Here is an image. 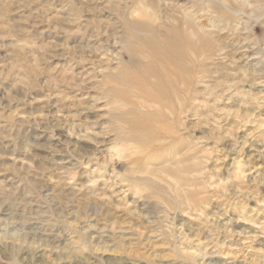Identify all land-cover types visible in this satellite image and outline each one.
<instances>
[{
    "label": "rangeland",
    "instance_id": "obj_1",
    "mask_svg": "<svg viewBox=\"0 0 264 264\" xmlns=\"http://www.w3.org/2000/svg\"><path fill=\"white\" fill-rule=\"evenodd\" d=\"M147 42L187 66L166 143ZM0 264H264V0H0Z\"/></svg>",
    "mask_w": 264,
    "mask_h": 264
},
{
    "label": "bare ground",
    "instance_id": "obj_2",
    "mask_svg": "<svg viewBox=\"0 0 264 264\" xmlns=\"http://www.w3.org/2000/svg\"><path fill=\"white\" fill-rule=\"evenodd\" d=\"M185 28H186L185 31L189 32L190 36L194 38L195 33L193 32V30H190L189 27L187 26H185ZM186 38L190 39L187 36ZM150 43L147 42V45L152 49V58L149 60L147 66L144 67L145 75L147 76L146 79L143 80V88L146 90V94L144 95V100H142L140 106V108L145 109V112L139 115V120H141V122L138 123V125L136 126L138 132L137 142L140 144L146 143L147 137L144 134L149 132V128H156L155 133L161 137L162 135L167 136L168 138L164 137L161 139L165 143L168 140L174 139V136L177 135L178 133L176 129L170 127V124L169 125L167 124L168 122H170L169 120H171V116H173V114L170 112V110L172 111V107L167 102L168 97L169 96L170 98L173 97L178 102H181L179 99V93L187 91V84L185 81L183 82V75L187 74V66H184L183 63V66L181 65L179 67L172 66V68L170 69V62L173 65L175 64V62L169 59L166 53L159 46H157L158 47L157 49L154 48ZM194 43L195 45L191 44V46L189 47V49L191 48V50H189V54L191 58H196L197 51L199 49L203 50L208 45L206 44L204 39L196 40ZM176 44L179 47L181 45L179 42L170 41V45H173V47L169 46L167 47V49L172 51L171 53L175 55V59H180V58L183 59L185 57V54H180L181 51H179V47ZM187 64L190 65L191 64L190 61H187ZM186 81L188 82L189 80ZM178 84L181 85L179 86L180 90L178 89ZM162 102L164 103L165 109L162 107ZM149 110H152V112H150ZM162 111L166 114H164ZM133 118L136 119V116H134ZM181 142L182 140H179L178 144L180 145ZM172 147L174 148V150H176V153L174 155L181 154L180 150L182 148H179V146H177V149L179 148L177 150L174 146H171L170 149ZM144 149L145 147L139 150L142 151ZM125 150L128 151L127 148ZM136 154L137 153L136 152L134 153V150H132L129 151L128 156L133 157L136 156ZM182 168L183 166L180 169ZM161 170L162 173H165L166 175L170 176L171 179L174 181V183L177 184L175 192L178 194L177 196L179 198L183 199L182 195H179V193L181 192L183 187H185L184 183H186L187 182L186 180H188L186 178H188L193 171L192 166H187L185 170H181V171H176L175 169H171V168L157 169L156 173H160L159 171ZM179 174L184 175V177L180 179ZM189 193L190 192H184V201H186L189 204L190 203L193 204L195 203L194 197L192 195H188ZM165 202L168 201H163L162 203L164 204ZM165 205H170V203Z\"/></svg>",
    "mask_w": 264,
    "mask_h": 264
}]
</instances>
